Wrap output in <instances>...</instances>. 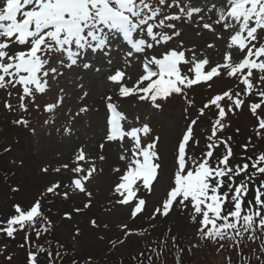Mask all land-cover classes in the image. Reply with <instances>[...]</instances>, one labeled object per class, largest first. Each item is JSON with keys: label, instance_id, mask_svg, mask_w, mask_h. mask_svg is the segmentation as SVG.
Returning <instances> with one entry per match:
<instances>
[{"label": "snow or ice", "instance_id": "6c2138e0", "mask_svg": "<svg viewBox=\"0 0 264 264\" xmlns=\"http://www.w3.org/2000/svg\"><path fill=\"white\" fill-rule=\"evenodd\" d=\"M178 23L191 24L197 36L203 31L212 33L222 42L223 50L215 43H208L204 48L185 47L183 40H179L182 29ZM121 39L127 46L124 50L129 58L127 66H132L135 53L143 54V62L142 74H136L138 78L131 86L123 83L125 78L132 80L127 68L116 69L107 77L115 82L118 92L115 99L111 95L105 98L102 139L120 141L119 160L123 165L112 167L115 181L111 193L117 198L110 203L127 207L130 219H136L147 208V201L140 193H156L164 174L160 137L154 136L145 142L153 132L147 122L150 117L145 116L143 123L139 115L130 120L119 101L133 98L147 103L150 111H159L164 102L180 97L185 105L182 111L186 124L177 138L163 191L148 220L157 216L166 218L179 208L196 227L194 242L188 244L190 254L194 248L211 244L218 255L235 252V264H264V151H256L253 137L249 136L240 145L241 162L233 163L236 159L233 136L223 135L231 127V117L246 109L254 118L253 135L264 139V0H206L203 6L193 0H0V89L9 97L4 101V108L26 113V101L30 100L38 110L37 94H46L58 85L66 70L73 66L79 64L90 69L92 65L85 59L89 51L94 54L102 51L105 57H110L113 44ZM174 40L179 42L169 47ZM157 48L161 51L156 52ZM208 49L220 53L217 60L209 57ZM115 50L120 51L119 46ZM149 52L156 54L148 55ZM107 63L111 65L113 61L109 58ZM218 80L231 82L232 87L205 97L202 106L197 107L195 98H190L188 93L199 86L212 91ZM58 91L56 102L44 105L45 112H53L63 104L65 89L61 87ZM14 92L18 99L15 108L10 102ZM87 95L84 92L79 97L81 102ZM189 109H195V116ZM88 111L85 105L76 115ZM209 113H212L211 128L210 134L204 137V149L199 156L189 154L190 148L200 146L195 128ZM12 123L28 127L29 120L21 115ZM48 123L46 120L45 124ZM63 131L71 134L69 127ZM32 132L35 134V129ZM239 132L237 128L236 133ZM99 147L102 151L105 144ZM250 150L253 155H247ZM4 151L9 152L11 148ZM98 159L104 161L106 157L100 155ZM85 163L89 165L87 168ZM20 165L23 166V161ZM65 170L73 174L68 183L50 182L33 202L11 204V213L0 219V235L14 240L18 233L24 234L19 245L26 252L24 264H41V256L45 257V264H63L69 254L74 257L71 264H94L91 256L83 261L76 259L75 248L69 253L59 242L53 252L51 242L45 247L32 241L33 234L39 241L55 227L44 208L49 196L67 200L74 193H83L88 197L83 209L72 211L81 213L91 206L92 193L86 184L102 171L96 167V158L88 157L81 147L69 162L54 168L51 165L40 168L44 175ZM61 187L65 189L62 192ZM10 190L20 189L13 186ZM62 219L71 220L72 212H64ZM90 223L92 227H99L95 219ZM118 227L123 238L109 241L112 248L123 245L132 235L143 236L147 231L129 228L127 223ZM79 235L77 227L72 240ZM169 239L176 249V264H181L184 249L177 244V237L171 235V228L164 239L146 244L145 250L133 255V264H157ZM6 250V245L0 247V255ZM5 258L11 264L13 255ZM225 264H234L230 255L225 257Z\"/></svg>", "mask_w": 264, "mask_h": 264}, {"label": "rangeland", "instance_id": "374dc122", "mask_svg": "<svg viewBox=\"0 0 264 264\" xmlns=\"http://www.w3.org/2000/svg\"><path fill=\"white\" fill-rule=\"evenodd\" d=\"M193 3L203 6L206 0H193ZM176 11V9H172ZM182 29V35L179 40H183L185 47H191L196 45L198 48H204L208 43H215L217 48L223 50V44L221 41H217L212 33L203 31L199 36L196 35V29L187 23L177 25ZM179 41L174 40L169 44V47H174ZM119 46L120 51L115 49ZM121 40L116 41L113 44V50L110 57H105L103 52L92 53L88 52L85 59L91 63V65L97 67L104 78L108 80L110 74H114L116 69L127 68V74L132 76V80L127 78L123 81L127 86H131L138 72L142 74L140 65L143 62V54L135 53V60L132 61V66H127L128 57L124 55L126 48ZM161 51L157 48L156 52ZM209 57L215 61L220 56L219 52L212 49H208ZM156 54L149 52L148 55ZM111 59L113 64H108L107 59ZM85 72L81 71L80 65L73 66L71 69L66 70V75L60 79V83L53 87L46 94H37L36 105H39L37 110L36 106L31 103L30 100L26 101L28 104V111L26 113L9 112L4 108V101L8 100V94L5 90L0 89V156L5 160L8 167L14 172L18 180H22L26 186H20V190L17 193L22 197L23 202L30 204L34 196L38 191L55 180H60L62 185L68 183L72 178V173L68 171H61L59 174L49 172L44 175L40 172V168L46 165L51 167H57L62 163H67L70 158L73 157L76 149L81 148L82 143L87 140L88 133L91 130V126L94 122L95 115L91 111L85 114L76 115L80 107L85 106L84 99L82 102L79 97L85 92L82 89L83 76ZM83 80H82V78ZM110 81V80H109ZM79 85V87H78ZM65 89L64 102L61 106L57 107L53 112H45L44 105L49 103H55L57 96L60 95L59 88ZM225 87H232L231 82H225L218 80L212 86V91H208L206 86L194 87L189 93L190 98H195L197 107L202 106L205 97L214 94ZM80 88V89H79ZM75 89L77 93H75ZM118 88L115 86L111 90H103L95 93V96L100 101H104L109 95L114 99L117 96ZM10 102L14 108L18 105V99L15 92L13 93ZM119 102H128V105H133L135 108L131 113H126L131 120L134 116L139 115L141 117V123L144 122V117L149 116L147 121L153 129L150 137L145 142H149L152 137L159 136V151L164 163V174L161 176V184L157 185L156 193L148 195L141 192L140 195L144 196L147 201V208L142 215H139L136 219H130V210L127 207L115 205L110 201H115L117 197L111 193L115 176L112 174V170L109 172L96 161L97 169H102L94 176L93 179L87 182L86 188L92 193L91 206L83 210L81 213H75L73 208L83 209V204L87 202L88 197L83 193H74L69 199L64 200L62 198H53L51 201L52 207L49 217L54 220L55 225L53 231L61 239L63 244L67 245L72 251L75 248L76 256L81 260L88 256L93 258L94 264H100L102 260L110 259L112 257L127 258L129 256L136 255L139 251L145 249V245H151L152 241H158V239L164 236L169 228H171V234L176 235L179 238V243L187 246L190 241H193L195 237L196 227L190 222L189 217L184 211L179 208L174 209L169 216L161 217L157 216L154 220H148L154 206L159 199V193L163 191V183L166 174L172 168L173 164V150L177 144V138L181 134V130L185 127L186 120L183 114V107L185 106L183 100L180 97H172L167 102L163 103L162 110L150 111L147 103L137 102L133 98L123 99ZM87 106V105H86ZM189 112L195 116V109H189ZM25 116L29 120L28 127L16 126L12 123L13 120L19 118V116ZM241 115V116H239ZM105 115H103L104 118ZM211 113L202 118L195 128L196 137L200 141L205 142L204 137L210 134L211 128ZM246 117V114L241 112L236 116L231 117V127L228 128L223 135L233 136V127L239 128L241 132L253 135V119ZM49 121L45 124V121ZM103 120V119H102ZM132 125H126L130 127ZM69 127L71 134H65L63 129ZM32 129H35L33 134ZM103 133L99 139L96 140L97 146L103 141ZM233 143V142H232ZM10 147L11 151L5 152L4 149ZM236 149V146H234ZM191 150L193 148H190ZM196 156L200 155L201 151H191ZM49 151V154H48ZM86 152V151H85ZM86 154L90 158L87 152ZM15 161V163H13ZM20 161H23V166L20 165ZM89 165L84 164L87 168ZM123 166V165H122ZM65 189L61 187L60 191ZM10 191L5 189L0 190V215L6 214L11 209L12 197ZM110 209V210H109ZM64 212H72V219H62ZM95 219L99 227H92L90 221ZM128 224L129 228L143 230L147 229L145 235H132L123 245H118L116 248H112L109 241H115L123 238V232L118 227L121 224ZM108 227L105 228L104 225ZM154 225V227H153ZM80 229V235L76 237V240H72V236L75 233L76 228ZM104 239H100V237ZM130 241V242H129ZM6 245L7 250L3 255H0V262L8 264L6 256L13 255L11 264H19L18 261H23V252L15 249L9 242H4L0 238V247ZM153 246V245H152ZM17 262V263H16Z\"/></svg>", "mask_w": 264, "mask_h": 264}, {"label": "trees", "instance_id": "16d2710c", "mask_svg": "<svg viewBox=\"0 0 264 264\" xmlns=\"http://www.w3.org/2000/svg\"><path fill=\"white\" fill-rule=\"evenodd\" d=\"M243 113L246 114V117H248V119L249 118L253 119V122H254V118L251 116V114L246 109L243 111ZM239 116H241V115H239ZM210 117H212V113H211ZM252 128H253V126H252ZM236 129H237L236 127H233V129H232V131L234 132V136H235L233 144L236 146V151H234L236 154V159H235V161H233V163L241 162L240 156L243 154V150L241 149L240 145L242 143H245L244 141L247 140L249 136H252L248 133L246 134L245 131L241 132L242 130H240V132L237 134ZM252 137H253L252 141H254L253 144L256 145V151H264V139H257L255 136H252ZM202 149H204V146L201 147V150ZM239 150H240V153H239ZM219 154H220V150L217 151V155H219ZM247 155H253V152L250 150L247 153ZM24 183H26V182H24ZM24 183L22 180L17 179L14 172L8 167L7 163L2 158V156H0V190L5 189L6 191L8 190V192L10 191L11 193H13V194H11V196H13L12 197V201H13L12 204L16 203V202H20L23 205H27L26 202H23L22 197L19 195L20 193L12 192L10 190L11 187H13V186H17V187H19V189H20V186H26L27 184H24ZM41 191H42L41 189L38 191V193L32 199V202L39 196ZM49 201H54L52 196H49L44 203V208H45L46 214H48V215H49V212H47V209L52 207V205L49 203ZM10 213H11V209L6 214H4L3 216L0 215V219H5ZM186 215H188V214L186 213ZM52 221H54V220H52ZM23 235L24 234L22 232L18 233L14 240L7 238L6 236L0 235V238L2 239V241H4V242L7 241V242L11 243L15 249H18V250L23 252V261L22 262L18 261L19 264H24L25 257H26L25 250H23L19 247V245L21 243H23ZM171 235H174V234H171ZM174 236H176V235H174ZM164 238H165V235L160 237L158 239V241L161 239H164ZM32 241L43 244L45 247H48V243L51 242V247H52L53 252L56 251L57 242H59L60 244H63L61 239L55 234V232L53 230L50 233L45 234L39 241H37V238L33 234L32 235ZM177 244L179 245L180 248L184 249L182 256H181V264H225V257L229 256V255L232 257L234 264H235L236 259H237L235 252H232V251H225L219 255L216 254L215 246H213L211 244L201 246L200 248H194L192 250L191 254L188 252L187 246H184V245L179 243L178 237H177ZM63 245L65 246V250H67L69 253L72 252L67 245H65V244H63ZM251 246L255 247V245H251ZM245 252L247 254V249L245 250ZM131 257L132 256H129L127 258L112 257L110 259L102 260L100 262V264H121V262H123V264H133ZM73 258L74 257L71 254H69L68 256H66L64 258L63 264H71V260ZM75 258L81 260L78 256H76ZM0 259H1V257H0ZM40 259H41V264H45V257L41 256ZM81 261H83V260H81ZM161 261H162V264H176V249L173 248L170 239L168 241V245H167L166 249L163 252V256L161 258ZM161 261H157V264H161ZM0 264H3V263L0 262Z\"/></svg>", "mask_w": 264, "mask_h": 264}, {"label": "bare ground", "instance_id": "6f19581e", "mask_svg": "<svg viewBox=\"0 0 264 264\" xmlns=\"http://www.w3.org/2000/svg\"><path fill=\"white\" fill-rule=\"evenodd\" d=\"M80 68L81 71L86 73L85 76H83L84 80L81 77L83 80L82 89H84V91L88 93L87 99L85 98V104L93 113L92 115H95V119L91 126V130L88 133L87 140H85V142L82 143L81 146L90 156L95 157L96 161H98V163L101 164L109 172L114 166L120 165L121 167H123L121 161L119 160V154L122 150L121 143L120 141L106 142L103 140L101 143H104L105 147L102 151L99 145L97 146L96 140L99 139L103 133H105L106 113L105 100L100 101L99 98L95 96V93L107 89L111 90L116 85L114 82L106 80L104 78V74H102L100 70L97 71L98 68L94 65L90 69H84L81 66ZM75 93H77L76 89ZM119 105L121 107V110L125 113H131L135 108L133 105H128V102H119ZM103 115H105L104 118ZM127 143V138H125V144ZM100 155H104L106 159L104 161H100L98 159Z\"/></svg>", "mask_w": 264, "mask_h": 264}]
</instances>
